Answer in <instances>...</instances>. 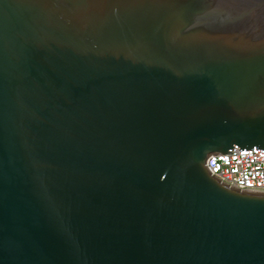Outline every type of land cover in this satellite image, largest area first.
<instances>
[{
  "label": "water",
  "instance_id": "95a60500",
  "mask_svg": "<svg viewBox=\"0 0 264 264\" xmlns=\"http://www.w3.org/2000/svg\"><path fill=\"white\" fill-rule=\"evenodd\" d=\"M264 0H0V264H264Z\"/></svg>",
  "mask_w": 264,
  "mask_h": 264
},
{
  "label": "built area",
  "instance_id": "2783aa9c",
  "mask_svg": "<svg viewBox=\"0 0 264 264\" xmlns=\"http://www.w3.org/2000/svg\"><path fill=\"white\" fill-rule=\"evenodd\" d=\"M208 174L227 187L264 191V149L208 155L204 161Z\"/></svg>",
  "mask_w": 264,
  "mask_h": 264
}]
</instances>
